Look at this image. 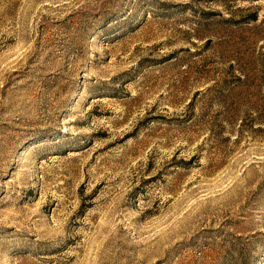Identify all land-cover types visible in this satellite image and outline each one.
I'll return each instance as SVG.
<instances>
[{
  "label": "rangeland",
  "instance_id": "374dc122",
  "mask_svg": "<svg viewBox=\"0 0 264 264\" xmlns=\"http://www.w3.org/2000/svg\"><path fill=\"white\" fill-rule=\"evenodd\" d=\"M0 264H264V0H0Z\"/></svg>",
  "mask_w": 264,
  "mask_h": 264
},
{
  "label": "trees",
  "instance_id": "16d2710c",
  "mask_svg": "<svg viewBox=\"0 0 264 264\" xmlns=\"http://www.w3.org/2000/svg\"><path fill=\"white\" fill-rule=\"evenodd\" d=\"M259 13L254 12L252 13L248 18L244 19V22L246 23H255L258 21Z\"/></svg>",
  "mask_w": 264,
  "mask_h": 264
}]
</instances>
